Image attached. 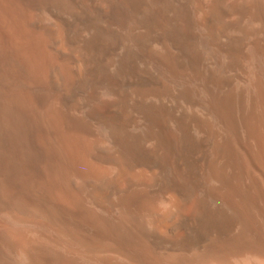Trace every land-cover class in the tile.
Here are the masks:
<instances>
[{
  "label": "bare ground",
  "instance_id": "bare-ground-1",
  "mask_svg": "<svg viewBox=\"0 0 264 264\" xmlns=\"http://www.w3.org/2000/svg\"><path fill=\"white\" fill-rule=\"evenodd\" d=\"M0 264H264V0H0Z\"/></svg>",
  "mask_w": 264,
  "mask_h": 264
}]
</instances>
